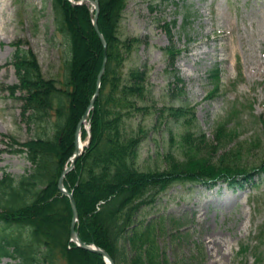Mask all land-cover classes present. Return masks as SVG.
Here are the masks:
<instances>
[{"label": "trees", "instance_id": "16d2710c", "mask_svg": "<svg viewBox=\"0 0 264 264\" xmlns=\"http://www.w3.org/2000/svg\"><path fill=\"white\" fill-rule=\"evenodd\" d=\"M128 1L100 0L98 29L108 44L105 49L89 4L75 6L70 0H52L56 31L67 44L65 80L61 84L44 76L32 49L15 43L12 65L19 84L10 86L9 91L23 103V116L38 131L16 150L32 168L18 178L7 172L0 178V260L10 257L18 264H106L101 254L71 242L72 203L59 190L63 168L76 150L77 129L88 110L91 141L64 178L65 187L74 194L78 206L79 237L85 244L104 249L115 264H169L159 244L160 218L139 223L137 217L175 186L210 187L221 181L233 186L244 179L254 182L256 177L264 183V159L255 164L245 162L244 151L234 147L216 157L220 148L238 137L242 111L247 110L252 117L246 102L230 105L214 128L213 138L195 130V110L188 105L163 109L159 123L168 112L184 131L176 142L171 132L163 170L138 166L148 132L143 123L135 126L131 120L149 110L144 102L151 91L146 67L126 69L127 61L143 43L137 37L121 36ZM105 51L107 67L99 84ZM165 52L173 55V65L178 50L170 46ZM209 72L214 87L207 99L212 100L220 92L219 65ZM19 93L22 96L18 97ZM261 124L264 138V120ZM82 134L84 139L89 136L84 128ZM253 239L257 252L264 247V229L259 228ZM256 255L257 263L264 264L263 253Z\"/></svg>", "mask_w": 264, "mask_h": 264}, {"label": "rangeland", "instance_id": "374dc122", "mask_svg": "<svg viewBox=\"0 0 264 264\" xmlns=\"http://www.w3.org/2000/svg\"><path fill=\"white\" fill-rule=\"evenodd\" d=\"M1 12L0 178L4 172L18 178L26 175L32 164L16 150L38 130L23 116V103L9 91L10 86L19 84L12 65L15 43L32 49L44 76L59 84L65 80L67 44L56 31L52 0H0ZM120 31L122 38L143 41L126 69L146 67L149 75L151 93L144 102L149 110L131 120L135 126L143 123L148 132L140 148L139 167L163 170L171 132L176 142L184 131L168 112L159 123L163 109L188 105L195 110V130L213 138L214 128L235 102H246L252 117L242 111L238 137L220 148L216 157L234 147L244 151L245 162H262L264 0H129ZM170 46L178 50L173 65V55L165 52ZM216 65L221 72L220 92L208 100L214 87L209 71ZM49 128H45L47 132ZM154 218L162 222L159 244L169 264H259L256 253L264 255V247L254 251L253 239L259 228L264 229L262 179L239 187L177 185L153 206L142 209L137 222ZM0 264L18 262L3 258Z\"/></svg>", "mask_w": 264, "mask_h": 264}, {"label": "water", "instance_id": "95a60500", "mask_svg": "<svg viewBox=\"0 0 264 264\" xmlns=\"http://www.w3.org/2000/svg\"><path fill=\"white\" fill-rule=\"evenodd\" d=\"M87 1H89V2H91L93 5H94V7H95V9H96V15H95V18H94V27H95V30H96V32H98L99 33V35H100V38L102 39V42L104 43V45H105V49H107V43H106V41H105V39H104V36H103V34L101 33V32H99V29H98V18H99V13H100V9H99V5H100V0H85V1H82V2H80V4L81 3H84V2H87ZM105 58H104V61H103V67H102V71H101V73H100V75H99V77H100V80L102 79V75H103V73H104V71L106 70V64H107V60H108V54H107V52L105 51ZM99 90L97 91V93H96V95H95V97H94V101L92 102V105H91V107L90 108H92V106L94 105V103H95V99H96V97L98 96V94H99ZM88 116H89V111L84 115V117L81 119V122H80V125H79V128H78V131H77V135H78V138H77V142H76V146H77V144H78V140L80 139V131H81V128H82V126H83V124H84V122L87 120V118H88ZM83 153H80L79 152V150H78V146L76 147V151H75V153H74V156L72 157V164H71V166L70 167H67V168H65V170H64V172H63V175L61 176V179L59 180L60 182H59V189L61 190V191H64V192H66V190H65V188H64V181H63V178L65 177V175L67 174V173H69L70 171H72V168L75 166V164H76V161H77V159L82 155ZM67 194H68V196L70 197V199H71V203H72V209H73V214H74V219H75V221L79 218V214H78V206H77V203H76V201H75V198H74V196H73V194H69L68 192H66ZM75 221L73 222V224L71 225L72 226V229H71V233H72V237L73 238H75V243H77V245L79 246V247H81V248H83V249H85V250H89V251H91V252H94V253H96V254H101L103 257H104V259H106V261H107V263L109 262L110 264H115V262H114V260L109 256V254L104 250V249H102V248H100V247H97V246H95V245H89V244H85L82 240H81V238L79 237V232L77 231V229H76V226H75ZM108 263V264H109Z\"/></svg>", "mask_w": 264, "mask_h": 264}, {"label": "bare ground", "instance_id": "6f19581e", "mask_svg": "<svg viewBox=\"0 0 264 264\" xmlns=\"http://www.w3.org/2000/svg\"><path fill=\"white\" fill-rule=\"evenodd\" d=\"M3 15V12H1L0 13V16H2ZM86 124V123H85ZM86 145V143L83 141V140H78V144H77V146H78V150H79V152L80 153H82L83 152V150H84V148L86 147L85 146ZM109 263V262H108ZM110 264V263H109Z\"/></svg>", "mask_w": 264, "mask_h": 264}]
</instances>
